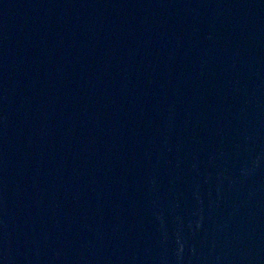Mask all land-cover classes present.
Instances as JSON below:
<instances>
[{
  "label": "water",
  "instance_id": "water-1",
  "mask_svg": "<svg viewBox=\"0 0 264 264\" xmlns=\"http://www.w3.org/2000/svg\"><path fill=\"white\" fill-rule=\"evenodd\" d=\"M0 264H264V0H0Z\"/></svg>",
  "mask_w": 264,
  "mask_h": 264
}]
</instances>
